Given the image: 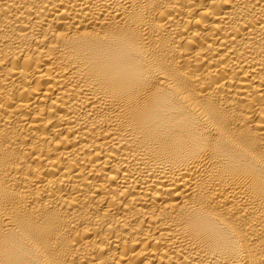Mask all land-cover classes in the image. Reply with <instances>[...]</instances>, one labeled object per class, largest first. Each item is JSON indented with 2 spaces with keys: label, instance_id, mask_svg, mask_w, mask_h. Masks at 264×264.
Here are the masks:
<instances>
[{
  "label": "bare ground",
  "instance_id": "bare-ground-1",
  "mask_svg": "<svg viewBox=\"0 0 264 264\" xmlns=\"http://www.w3.org/2000/svg\"><path fill=\"white\" fill-rule=\"evenodd\" d=\"M0 264H264V0H0Z\"/></svg>",
  "mask_w": 264,
  "mask_h": 264
}]
</instances>
